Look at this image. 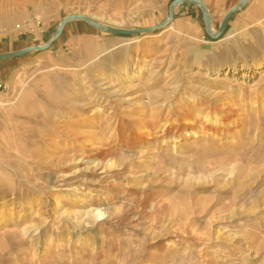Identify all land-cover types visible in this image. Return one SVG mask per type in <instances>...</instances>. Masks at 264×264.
<instances>
[{"label": "rangeland", "instance_id": "rangeland-1", "mask_svg": "<svg viewBox=\"0 0 264 264\" xmlns=\"http://www.w3.org/2000/svg\"><path fill=\"white\" fill-rule=\"evenodd\" d=\"M8 1L0 6V55L43 47L71 16L95 17L113 29L155 28L175 0ZM198 1L217 31L241 0ZM149 58L167 62L151 66ZM142 60L151 68L127 78ZM259 61L264 0H249L216 41L206 35L199 7L183 4L169 24L147 35L112 36L70 21L46 51L1 62L0 264H264ZM242 64L257 73L250 81L221 75ZM166 69L181 87L174 99ZM153 71L159 78L151 84ZM103 80L114 83L117 97L105 95ZM166 102L146 144L118 143V134L128 138ZM168 108L194 114V123L164 132L173 123L161 126ZM60 119L69 122L64 133L54 128ZM70 130L77 137L67 136ZM92 144L114 152L123 170L100 179L57 159L64 147L70 148L64 156L76 159ZM65 176L87 186L74 183L78 188L68 193L58 182ZM103 202L117 209L97 217Z\"/></svg>", "mask_w": 264, "mask_h": 264}, {"label": "bare ground", "instance_id": "bare-ground-1", "mask_svg": "<svg viewBox=\"0 0 264 264\" xmlns=\"http://www.w3.org/2000/svg\"><path fill=\"white\" fill-rule=\"evenodd\" d=\"M37 1V0H35ZM40 1V0H39ZM11 2V1H10ZM19 2V1H18ZM9 4V1L8 0H0V6L2 7H5L4 5L5 4ZM29 4H33V0H30L28 2ZM12 4L14 3H11L10 5L12 6ZM18 4V3H17ZM22 4H20L19 2V6H21ZM25 5V4H24ZM34 5V4H33ZM32 5V6H33ZM10 7V6H9ZM35 7V6H34ZM8 8V7H7ZM27 8V7H26ZM25 8V9H26ZM207 15L208 17L210 18V14H209V11L207 10ZM82 16V15H81ZM83 16H86V15H83ZM87 17V16H86ZM91 20H94L96 21V18L95 17H90ZM103 26V25H102ZM105 27V26H104ZM168 30H170V32L173 31V26H171ZM211 32L212 34H214L216 32V29H214V27L212 26L211 27ZM151 39V38H150ZM138 45V44H137ZM148 48V47H147ZM167 50V49H166ZM165 50V52H166ZM162 54V53H161ZM159 54V55H161ZM165 54V53H164ZM158 55V56H159ZM163 55V54H162ZM157 56V57H158ZM150 57V56H149ZM163 58V57H162ZM151 61V66H157L156 64L154 65L153 63L155 62H158L160 65H165L166 64V60L165 59H161V60H156L158 58H149ZM148 61V62H149ZM140 66L139 67H136L134 71H131L130 73L127 74V78H138L139 77V74H140V71L142 70L141 68L143 66H147L148 70L151 68L150 65L147 64L146 60H142L140 62ZM158 64V66H159ZM264 64H262V62H258L257 64L254 65V67L256 68V70L258 69H261ZM154 69H156L154 67ZM232 71L231 70H228L224 73H222L221 75L226 78V76H230L232 79H234L233 81H236L237 79L239 80H242V82H247V81H250L257 73L255 71H253L252 69L248 68L246 66V64H242L239 69L235 68V66H233L232 68ZM152 70V69H151ZM159 70H160V67H159ZM255 70V69H254ZM158 72V70H157ZM150 75V74H149ZM151 77L150 78L152 81L151 84H153L155 82V80H157L159 78V76L156 75V71H153L151 72ZM164 75V80L166 81V84L168 85V89L170 90V93H169V98L170 99H174L176 98L178 95H179V89H181L180 86H178L177 83L174 82V79H175V72H171V71H168L166 69V71L163 73ZM84 78V77H83ZM101 87H103V91H105V95H109L111 96L112 98L113 97H117L118 93H119V90L118 89H115V85L112 81H105L103 80L102 81V85ZM180 87V88H179ZM194 89V88H193ZM204 89V88H202ZM203 91V90H201ZM199 93V92H198ZM212 94V93H211ZM160 95V93H159ZM168 98V99H169ZM125 101V100H123ZM171 101V100H170ZM149 102H151V100H149ZM163 104V103H162ZM176 105V104H175ZM162 106V110L160 109V111L157 113H155V119H153L154 117H152V119H149L147 120V122L145 123H142L136 131H132V132H129V137L127 138L124 134L120 133L117 135V141L118 143L121 141L122 143L126 144V145H129L130 143L132 142H139V143H142V144H146L147 143V140L151 137H153V134L155 133V131L157 130V126H158V115H160V112L162 113V111H164V107H168V103L166 102V104H163V105H160ZM197 105H191V108L192 109H195ZM198 106L201 107V104H199ZM146 107V106H145ZM178 107V106H177ZM232 107V106H231ZM154 108V107H152ZM165 108V109H166ZM179 108L181 109V107L179 106ZM230 109V107H224L222 110L224 109ZM157 109V108H156ZM236 109V108H235ZM153 110V109H152ZM221 110V108H220ZM155 111V109H154ZM230 111H234V110H230ZM151 112V111H150ZM231 112V113H232ZM154 114V113H153ZM233 115L235 114L234 112L232 113ZM149 115V114H148ZM195 115H198V113H195ZM153 116V115H152ZM143 117V116H142ZM165 117L166 119L163 120L161 126H164L165 123H168V119H173L172 120V124L170 123L168 126L166 125V127L164 128V132H170V129L172 127H174V133L175 131H177L179 128L181 127H184L185 123L186 122H193V119H195V116L194 114H191L189 112H179L178 110H175L173 108H168L167 111H165ZM149 118V117H148ZM139 120V119H138ZM146 120V119H145ZM8 121V120H7ZM69 121V120H68ZM69 123V122H68ZM67 121L65 119H60L58 120V122L56 121V123L54 124V128L59 132L61 133H64L66 129V126L68 125ZM119 121H114V125L111 126L112 128V132L113 131H116L118 130L119 128ZM189 125V124H188ZM197 125V124H196ZM194 126V125H193ZM133 127V126H132ZM68 129V128H67ZM180 130V129H179ZM139 131L143 132L144 135H140L139 134ZM140 132V133H141ZM67 136H71V137H77V135L73 132L70 131H67L66 132ZM103 134V133H102ZM84 136V135H83ZM103 136V135H102ZM79 139V138H77ZM76 140V139H74ZM116 142V140H114ZM146 143H145V142ZM78 142V141H77ZM105 142V141H104ZM81 143V142H80ZM112 143V142H111ZM114 143V142H113ZM117 143V142H116ZM65 144V143H64ZM136 144V143H135ZM93 145V144H92ZM131 145V144H130ZM139 145V144H138ZM141 147V145H140ZM138 148V147H137ZM70 148H65L64 147V150H63V155L58 157L57 159L58 160H73V162H75L76 164L79 165V173H91V174H96V175H100V179H103L106 175L110 174L111 172H114V171H121L123 170V168H121L122 166L121 165H118L117 164V160H116V154L114 152H111L108 148H104L98 144H95L93 145L89 152H87L86 154H81L79 157H77L76 159H71V158H67L65 157L64 155L68 154V152L70 151L69 150ZM72 150V149H71ZM139 151V149H138ZM73 154V153H72ZM143 154H144V151H141L140 152H137L135 155L138 156V159L140 158H143ZM135 156V157H136ZM48 158V157H47ZM41 160V159H40ZM155 160V158H154ZM126 161V160H124ZM140 165V164H139ZM10 170V169H9ZM70 177V176H69ZM61 178V177H60ZM99 179V180H100ZM98 180V181H99ZM59 182V187L60 188H65L68 193H74L76 191V189L78 187L75 186L74 183L77 184V182L79 183H83L84 186L86 185V181H83V180H79L78 178L77 179H71V178H62L61 181H58ZM99 184V182H98ZM79 186V185H78ZM87 186V185H86ZM89 188V187H88ZM87 188V189H88ZM98 188V187H97ZM101 188V187H100ZM90 189V188H89ZM98 190V189H97ZM95 190V192L97 191ZM65 192V191H64ZM100 192V191H99ZM98 193V192H97ZM117 208H115L113 205H110L108 204V202L104 203L103 202V205H100L99 207L95 208L94 211H96V214H97V217H101L102 215H107V216H110L111 213L116 210ZM88 216V213L87 215ZM75 220V219H74Z\"/></svg>", "mask_w": 264, "mask_h": 264}, {"label": "water", "instance_id": "water-1", "mask_svg": "<svg viewBox=\"0 0 264 264\" xmlns=\"http://www.w3.org/2000/svg\"><path fill=\"white\" fill-rule=\"evenodd\" d=\"M248 2H249V0H241L238 3V5L233 7L225 15V17L223 18L219 28L217 29V31L214 34H212V32H211V20L207 15V8L205 7V5L202 2H200L198 0H175V1H173L170 5V8H169V17L165 21V23H163L162 25H160L158 27L149 28V29H135V30L113 29V28L101 26V25L93 22L92 20L88 19L87 17L71 16V17H67V18L62 20V22L58 26L56 34H55V36L51 42L47 43L43 47H32V48H27V49L20 50L17 52H12L9 54L0 55V62L6 61V60L16 59V58L22 57L24 55H28L30 53L46 51L50 47V45L54 41H56L57 38H59V36L62 34V32L64 30V27L70 21H76V20L82 21V22L86 23L88 26L92 27L93 29L100 31L101 33H104L107 35H112V36L129 37V36H137V35H147L149 33H152L154 31L158 30L160 27H164L165 25L169 24L172 21L174 9L179 7L180 5H183V4H192V5L199 7L201 14H202L203 22L205 25L206 35L211 40L216 41L225 31L226 26H227L229 20L231 19V17L234 15V13L243 9L247 5Z\"/></svg>", "mask_w": 264, "mask_h": 264}, {"label": "crops", "instance_id": "crops-1", "mask_svg": "<svg viewBox=\"0 0 264 264\" xmlns=\"http://www.w3.org/2000/svg\"><path fill=\"white\" fill-rule=\"evenodd\" d=\"M3 62V61H2ZM1 63V62H0ZM5 69V67H1V65H0V72H2L3 70ZM2 81H3V78H2V76L0 75V87H1V84H2Z\"/></svg>", "mask_w": 264, "mask_h": 264}]
</instances>
